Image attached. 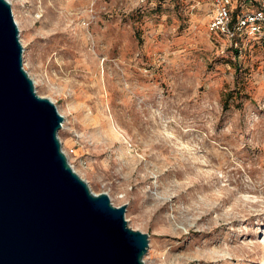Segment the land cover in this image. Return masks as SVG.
Returning <instances> with one entry per match:
<instances>
[{"label":"rangeland","instance_id":"1","mask_svg":"<svg viewBox=\"0 0 264 264\" xmlns=\"http://www.w3.org/2000/svg\"><path fill=\"white\" fill-rule=\"evenodd\" d=\"M8 1L62 147L148 234L144 263L264 264V46L235 56L210 0Z\"/></svg>","mask_w":264,"mask_h":264},{"label":"water","instance_id":"2","mask_svg":"<svg viewBox=\"0 0 264 264\" xmlns=\"http://www.w3.org/2000/svg\"><path fill=\"white\" fill-rule=\"evenodd\" d=\"M63 120L37 94L11 4L0 0V264H145L148 234L70 166Z\"/></svg>","mask_w":264,"mask_h":264},{"label":"built area","instance_id":"3","mask_svg":"<svg viewBox=\"0 0 264 264\" xmlns=\"http://www.w3.org/2000/svg\"><path fill=\"white\" fill-rule=\"evenodd\" d=\"M209 7L212 13L210 32L226 38L230 47L237 49L240 55H243L245 41L249 38L264 46V0H210ZM238 8L241 11L234 17ZM61 148L70 166L74 167L68 158L69 152L62 145Z\"/></svg>","mask_w":264,"mask_h":264},{"label":"trees","instance_id":"4","mask_svg":"<svg viewBox=\"0 0 264 264\" xmlns=\"http://www.w3.org/2000/svg\"><path fill=\"white\" fill-rule=\"evenodd\" d=\"M240 11H241V10H240L239 8L236 9L235 12H234V14H233V16L236 17V15H237L238 13H240ZM255 41H257V40H255ZM258 43H261V42L258 41ZM230 50L233 52V54H234L235 56H238V57L243 56V55H240V54H239V51H238L237 49L235 50V49H233V48H230ZM243 52H244V50H243Z\"/></svg>","mask_w":264,"mask_h":264},{"label":"bare ground","instance_id":"5","mask_svg":"<svg viewBox=\"0 0 264 264\" xmlns=\"http://www.w3.org/2000/svg\"><path fill=\"white\" fill-rule=\"evenodd\" d=\"M15 18V17H14ZM15 21H16V23H17V26H19V22L17 21V19L15 18ZM26 68H27V65H25L24 66V69L26 70ZM27 73H28V71H27ZM33 79V78H32ZM33 81H34V86H37V82H36V80L35 79H33ZM62 127V126H61ZM73 169H74V171H76V173L79 175V173L77 172V170L74 168V167H72ZM80 176V175H79Z\"/></svg>","mask_w":264,"mask_h":264}]
</instances>
